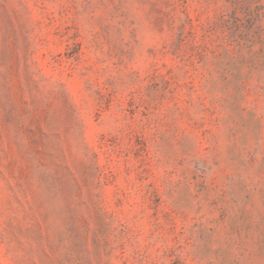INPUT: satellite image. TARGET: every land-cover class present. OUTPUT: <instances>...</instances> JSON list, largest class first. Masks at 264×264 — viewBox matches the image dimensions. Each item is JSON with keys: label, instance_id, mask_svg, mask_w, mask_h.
Returning a JSON list of instances; mask_svg holds the SVG:
<instances>
[{"label": "rangeland", "instance_id": "obj_1", "mask_svg": "<svg viewBox=\"0 0 264 264\" xmlns=\"http://www.w3.org/2000/svg\"><path fill=\"white\" fill-rule=\"evenodd\" d=\"M0 264H264V0H0Z\"/></svg>", "mask_w": 264, "mask_h": 264}]
</instances>
